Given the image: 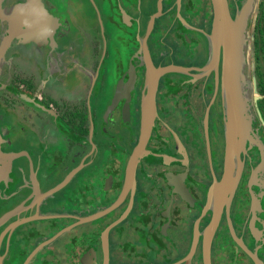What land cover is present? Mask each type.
Wrapping results in <instances>:
<instances>
[{"label": "flooded vegetation", "instance_id": "flooded-vegetation-1", "mask_svg": "<svg viewBox=\"0 0 264 264\" xmlns=\"http://www.w3.org/2000/svg\"><path fill=\"white\" fill-rule=\"evenodd\" d=\"M249 1L227 0L233 19ZM38 10L48 29L13 41L0 71L2 150L19 154L0 183V264H264V0L250 6L242 77L250 98V47L259 123L251 100L249 116L263 150L242 154L210 246L215 212L205 209L226 150L212 0H41ZM6 30L0 22V44ZM168 67L180 71L159 79L154 127L130 182L148 74Z\"/></svg>", "mask_w": 264, "mask_h": 264}, {"label": "water", "instance_id": "water-1", "mask_svg": "<svg viewBox=\"0 0 264 264\" xmlns=\"http://www.w3.org/2000/svg\"><path fill=\"white\" fill-rule=\"evenodd\" d=\"M0 0V22L7 24V30L0 44V71L7 52L13 41L32 42L37 30H47L51 18L47 12L38 10L41 0H27L24 5L16 6L12 11L6 12ZM253 0L239 12L233 19L227 0H212L214 8V26L212 36L209 38L213 50H211V64L219 61L220 49L223 48V73L222 85L225 104V132L226 150L224 159L223 176L220 181H215L208 194V202L205 211L214 210V219L205 233V243L210 246L218 229L224 207L228 209L234 193L240 183L244 170L242 154L256 145L261 150L262 146L252 137V120L249 116L248 102L250 98L244 96L242 77L244 69V34L247 29V20L250 14V6ZM49 21V22H48ZM39 23V27L37 24ZM214 55H213V53ZM209 65L204 70H208ZM173 67L154 70L150 68L147 86V98L142 107L141 138L135 153L128 165V181H135L136 168L146 152V144L151 136L157 116L156 93L161 76L178 72ZM4 139L0 134V183L5 181L12 173L17 153H5L2 150ZM247 142L250 143L247 148ZM263 167V164L262 166ZM258 169L253 172L252 179H256ZM197 240V239H196ZM196 242V241H195ZM191 258V255L188 259Z\"/></svg>", "mask_w": 264, "mask_h": 264}, {"label": "rangeland", "instance_id": "rangeland-1", "mask_svg": "<svg viewBox=\"0 0 264 264\" xmlns=\"http://www.w3.org/2000/svg\"><path fill=\"white\" fill-rule=\"evenodd\" d=\"M255 65L256 64L254 63V61L252 59L251 49H250V47H248L247 72H248V83L251 84L249 97H250V100L252 102V106L254 109V110L252 109V111L254 112V119H255L256 124H258L259 120L256 117L257 114L255 115V111L257 109L256 107H257V104L259 102V100H258L259 88H258V79H257V76L255 74ZM7 68H9V67H7ZM258 115H259V113H258Z\"/></svg>", "mask_w": 264, "mask_h": 264}]
</instances>
